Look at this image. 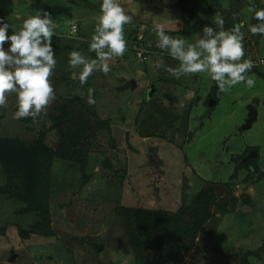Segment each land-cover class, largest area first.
<instances>
[{"label": "rangeland", "instance_id": "rangeland-1", "mask_svg": "<svg viewBox=\"0 0 264 264\" xmlns=\"http://www.w3.org/2000/svg\"><path fill=\"white\" fill-rule=\"evenodd\" d=\"M100 2L0 0L13 30L36 9L57 24L55 98L35 119L13 118L15 93L0 107V264H264V70L248 73L253 87L223 92L207 73L176 79L167 69L179 62L156 47L154 30L194 43L219 14L225 29L243 25L242 60L255 64L264 36L248 32L258 23L249 7L264 0H119L131 17L127 46L136 40L149 56L126 50L81 86L68 57H96L89 41ZM249 105L259 113L244 129ZM248 146L258 148L260 174L245 166L254 150L240 155ZM135 208L161 213L174 236L181 222L182 237L168 240L161 225L155 234L146 216L138 229ZM140 229L160 244H137Z\"/></svg>", "mask_w": 264, "mask_h": 264}, {"label": "clouds", "instance_id": "clouds-1", "mask_svg": "<svg viewBox=\"0 0 264 264\" xmlns=\"http://www.w3.org/2000/svg\"><path fill=\"white\" fill-rule=\"evenodd\" d=\"M249 11L254 13L253 18L258 23L249 25L248 32L264 36V8L251 5ZM130 20L119 0H101L100 15L89 41V51L95 52L96 57L89 59L80 51H72L68 57L69 67L80 69L72 76L81 86L96 71L108 74L111 71L109 60L124 55L127 47L124 25ZM211 23L216 27L204 26L202 37L194 43L166 34L161 24L154 25L156 47L179 62L176 68L167 71L176 79L207 73L222 92L239 83L253 87L255 80L248 75L253 62L242 60L245 56L243 25L225 29L224 18L219 14ZM56 28L51 14L44 9H36L32 15L21 18L19 30H13L11 24L0 18V107L8 103L6 94L15 93L14 119H35L55 98L49 78L57 64L52 43ZM10 29L11 34H8ZM93 93L94 89L89 88V105L95 104Z\"/></svg>", "mask_w": 264, "mask_h": 264}, {"label": "trees", "instance_id": "trees-1", "mask_svg": "<svg viewBox=\"0 0 264 264\" xmlns=\"http://www.w3.org/2000/svg\"><path fill=\"white\" fill-rule=\"evenodd\" d=\"M78 34H80V35L83 34V30L81 28L78 29ZM130 43H131V41L128 43V46L131 45ZM126 50L128 52L130 51L129 49H126ZM148 54H147V57L149 56ZM252 70L253 71H263L260 67H258V68L257 67H253ZM250 150H254L257 153H256L255 156H253L252 158H250L249 160H247L245 162V166H248L249 168L251 167V169L254 171L253 173L258 172L260 174L261 170L259 168V165L257 164L258 163L257 160L259 159V153H258V148L257 147H255V146H253V147L248 146L246 148L245 152L242 153V154H240V155H243V154L245 155V153H247ZM237 158H238L237 160L239 161V158L240 157H237ZM234 170H235V168H234ZM235 171H237V170H235ZM259 178H260V175L258 177V180H259ZM199 208H202V207H199ZM139 212H141V213L139 214ZM128 215H129V217L131 216V222H134L135 224H136L135 219L138 216H141V218L139 220H143V217L146 216L147 217V221L150 222V223H153V225L155 227V228H153L155 234L160 229V225L163 227L161 229H165L167 227L166 232L169 230V228H168V225L169 224H167L166 218L164 216H162L161 213H158V215H157L155 212H152V211H147L145 209L135 208V209H130L128 211ZM180 219H181V216H177V218L174 221L180 222L181 221ZM140 224H139V222H138V224H136L137 227H138V229L140 228V226H139ZM141 226H143V224H141ZM178 226H179V228L181 230V234H182V232H184L185 230H184V227L182 226L181 222H180V224ZM139 231H140L139 233H138V231H136L137 233H135V237H134V239H135V241H136L137 244H140V243H142V241H145V242L149 243L151 246L153 245V247H154V245L156 243H158L156 239L155 240H149L150 239L149 237L147 239H145L144 238L145 237V235H144L145 234L144 229H143V232L141 231V229ZM167 233L169 234V235H167L168 240H170V238L173 239V237H182L181 234H177L176 236H174V230L172 232H170V233L169 232H167ZM158 244H160V243H158ZM151 246L150 247L148 246L149 247L148 248L149 250L151 249Z\"/></svg>", "mask_w": 264, "mask_h": 264}, {"label": "water", "instance_id": "water-1", "mask_svg": "<svg viewBox=\"0 0 264 264\" xmlns=\"http://www.w3.org/2000/svg\"><path fill=\"white\" fill-rule=\"evenodd\" d=\"M130 84H131V86H135L136 85L135 80H131L130 82H126L125 85L122 86L120 89L129 88ZM212 104H213V100L208 103L207 112H209V109L211 108ZM247 110H248L247 118L244 122V125L242 126L244 129L250 127V125L256 119V114H257L256 109L252 105L247 106ZM254 155H255V152L252 151L246 156V158L250 159ZM8 259H9L8 260L9 262H13L14 261V254L10 253V257ZM145 264H147V262H145Z\"/></svg>", "mask_w": 264, "mask_h": 264}, {"label": "built area", "instance_id": "built-area-1", "mask_svg": "<svg viewBox=\"0 0 264 264\" xmlns=\"http://www.w3.org/2000/svg\"><path fill=\"white\" fill-rule=\"evenodd\" d=\"M76 27H73V31L75 30ZM136 40L135 41H131V45L127 46L126 49H129L133 52V54L136 55V57L138 59H140L141 61H144L146 60L147 58V54H148V51L146 52V50L138 47L136 44ZM253 67H260L264 70V58H261L259 62L257 63H253Z\"/></svg>", "mask_w": 264, "mask_h": 264}, {"label": "crops", "instance_id": "crops-1", "mask_svg": "<svg viewBox=\"0 0 264 264\" xmlns=\"http://www.w3.org/2000/svg\"><path fill=\"white\" fill-rule=\"evenodd\" d=\"M255 109H256V112H257V114H256V119H255V120H257V117H258V113H259V111L257 110L258 108H255ZM209 111H210V110H209ZM254 152H255V155H256L257 152H256V151H254ZM258 153H259V152H258ZM255 155H254V156H255Z\"/></svg>", "mask_w": 264, "mask_h": 264}]
</instances>
